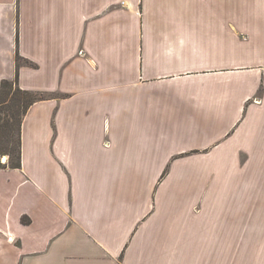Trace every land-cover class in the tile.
Listing matches in <instances>:
<instances>
[{
	"label": "crops",
	"instance_id": "1",
	"mask_svg": "<svg viewBox=\"0 0 264 264\" xmlns=\"http://www.w3.org/2000/svg\"><path fill=\"white\" fill-rule=\"evenodd\" d=\"M17 69L0 264H264V0H0Z\"/></svg>",
	"mask_w": 264,
	"mask_h": 264
},
{
	"label": "trees",
	"instance_id": "2",
	"mask_svg": "<svg viewBox=\"0 0 264 264\" xmlns=\"http://www.w3.org/2000/svg\"><path fill=\"white\" fill-rule=\"evenodd\" d=\"M17 67L22 64L33 65L29 59L22 57L20 54L17 55ZM19 69H17L16 76L13 80H4L1 85L0 93L5 94V98L0 101V111L5 109L9 111L10 116L19 117V111H22L24 115L29 107L37 100L43 99L45 96L42 93H35V91L25 90L19 86ZM52 95V94H49ZM48 95V96H49ZM6 118V117H5ZM23 116L19 117V128H18V142L17 148L13 149H4L0 146V166H2V156L8 154L9 162L8 164L12 167H19L21 165V155H20V143H21V123ZM4 125L9 123L8 119H4L2 122ZM166 174L164 172L163 176Z\"/></svg>",
	"mask_w": 264,
	"mask_h": 264
},
{
	"label": "rangeland",
	"instance_id": "3",
	"mask_svg": "<svg viewBox=\"0 0 264 264\" xmlns=\"http://www.w3.org/2000/svg\"><path fill=\"white\" fill-rule=\"evenodd\" d=\"M139 14H143V13H139ZM35 93H42L45 96L49 95L47 93L37 92V91H35ZM5 97H6L5 94L0 93V101H2ZM21 116H23L22 111H19V117L21 118ZM19 117L10 116L9 111L5 112V109L0 111V146H2L4 149L11 148L14 151L15 148H17ZM4 119L9 120V123L7 125L6 124L4 125L2 123Z\"/></svg>",
	"mask_w": 264,
	"mask_h": 264
},
{
	"label": "bare ground",
	"instance_id": "4",
	"mask_svg": "<svg viewBox=\"0 0 264 264\" xmlns=\"http://www.w3.org/2000/svg\"><path fill=\"white\" fill-rule=\"evenodd\" d=\"M3 160H6V157Z\"/></svg>",
	"mask_w": 264,
	"mask_h": 264
},
{
	"label": "water",
	"instance_id": "5",
	"mask_svg": "<svg viewBox=\"0 0 264 264\" xmlns=\"http://www.w3.org/2000/svg\"><path fill=\"white\" fill-rule=\"evenodd\" d=\"M5 156H2V159L4 158Z\"/></svg>",
	"mask_w": 264,
	"mask_h": 264
}]
</instances>
